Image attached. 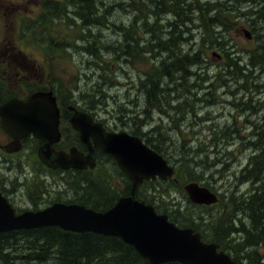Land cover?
Returning a JSON list of instances; mask_svg holds the SVG:
<instances>
[{"label": "rangeland", "instance_id": "1", "mask_svg": "<svg viewBox=\"0 0 264 264\" xmlns=\"http://www.w3.org/2000/svg\"><path fill=\"white\" fill-rule=\"evenodd\" d=\"M50 1L59 2V9H46L44 4ZM114 3L106 5L111 8L110 12H107V18L112 21V32L103 31L99 36L110 35V41H119L123 32L113 25L126 27L127 22L134 21L128 18L133 14L130 15L129 11ZM72 9L73 5L66 7L62 0H0V70L5 68V72L8 75L10 73L11 77L9 83H6L0 75V88L4 93L19 84V76L16 74L19 65H32V72L27 74L33 79L31 89L41 83L46 84L50 74L51 83L63 96L71 100L72 104L76 102L82 108L100 114L119 130L136 132L151 138L167 153L170 165L179 170L178 176L164 182L160 187L161 196L147 185L141 189L142 200L151 202L159 213H171V219L181 223L182 227L197 230H202L207 225L218 226L224 217L227 222L241 219L250 226L243 211L239 209L240 204L236 208L230 197L233 193L236 198L243 199L255 190V183L248 178L242 179L240 172L256 154L249 139L254 125L259 123V120L264 121V86L253 94L254 102L258 103L254 104L252 112L253 105L242 109L240 102L243 100L240 98L244 94L225 92V88L218 84H196L194 90L199 93L190 95L185 90L177 91L167 96L169 106L163 108L165 113L153 109L150 110V115L144 117V97L138 87L145 73L150 71V57L144 55L145 63L140 64L137 58L130 61H123L122 57L116 58L118 55L115 52L113 58H109V55H112L103 49V52L98 53L99 58H96L90 51L96 49L97 31L95 28L87 29ZM141 23L142 17L137 16L134 34L141 33L142 36L138 34L141 42L152 39L147 32L145 35L141 32ZM226 24L228 25L225 30L227 29L233 40L228 43V47L233 50L253 48L252 36L249 39L246 35V31L250 35L254 33L249 26V19L231 17L230 22ZM215 35L210 37L207 34L209 39L205 37L203 40H195L196 46L187 45L188 50L200 53V57L210 65L207 72L212 77L223 61V53L217 44L220 42H216ZM142 48L144 46L141 50ZM244 60L248 63V54H244ZM37 67H40L38 73H34ZM20 73L24 75L23 71ZM102 74H105L103 80ZM260 74L264 83V72L261 71ZM230 88L240 89L241 86L234 83ZM99 90L102 91L103 97L99 96ZM91 106L95 108L91 109ZM122 114L137 124L121 123L118 117ZM224 128L230 130L225 132ZM240 134L242 137H239ZM21 156L24 168L21 169L16 164L12 170L0 169V187L7 186V189L13 192L22 212L31 211L33 208L42 210L59 201L80 203V199L103 209L106 206L102 204L104 201L101 190L106 189L105 187L96 190L91 183L84 184L63 172L32 169L31 165L40 161L38 156L21 153L16 157ZM111 159L103 156L101 166L93 169L92 178L103 186L120 188L129 179L115 160ZM193 180L202 182L218 193L220 204L205 207L191 203L184 186ZM226 225L227 229H230L231 223ZM238 225L236 221L234 227L238 228ZM206 231L211 233L208 236L209 242L216 243L213 241L214 230H210L208 226ZM27 236L6 238L9 244H13L10 248L12 253L18 256L16 264H27V256L30 253L40 252H44L49 259L44 263H33H58L53 257V253L58 252L56 247L36 244ZM242 238L241 229H238L229 240H224L223 245L228 250L227 253L234 260H238L239 264H264V244L247 250L248 246L242 245ZM40 247H43V250H40Z\"/></svg>", "mask_w": 264, "mask_h": 264}, {"label": "trees", "instance_id": "2", "mask_svg": "<svg viewBox=\"0 0 264 264\" xmlns=\"http://www.w3.org/2000/svg\"><path fill=\"white\" fill-rule=\"evenodd\" d=\"M62 1L66 7L73 5V13L87 29L89 27L96 29V49L90 51L95 54L96 58H99L97 57L98 53L103 52V49L112 55H109V58H113V53L115 52L118 55L116 58L122 57L123 61L137 58L140 64L145 63L143 60L144 55L150 57V71L149 73H145L138 87V91L144 97V117L145 115H150V110L153 109L165 113L163 108L169 106L167 103L169 97L167 96L177 91L185 90L190 95H195L196 92L199 93V91L194 90L196 84L210 86L218 84L223 89L225 88V92H240L241 95L244 94L240 98V100H243L240 104L243 106L242 109L245 106L253 105L251 112L254 109V104L258 103V101L254 102L255 96L253 94L257 93L258 89L264 86L261 78L262 74H260L261 71L264 72V0ZM112 2H115L114 4L119 8L129 11L130 15L133 14V16H128V18L134 22H127L126 27L113 25L123 32L119 41L115 39L114 41H110L112 38L110 35L105 37L103 35L99 36L103 31L106 33L112 32V21L110 19L109 21L107 18V12L109 13L111 8L110 6L106 7V5L108 6ZM58 3L50 1L46 2L44 6L48 10H56L60 7ZM243 7L249 9L245 10ZM137 16L142 17L141 27L143 30L141 32L144 35L147 32L146 34L151 35L152 39H146L141 42V38L139 37V35L142 36L141 33L134 34ZM231 17H245L249 19V26L254 30V33L251 34L254 43L253 48L233 50V48L228 47V43L233 42V40L230 33L226 31L227 29L225 30V26L228 25L226 23L230 22ZM40 19L41 17L38 18V21ZM207 34L210 37L216 34V42H220L217 44L219 50L223 53L222 64L218 68L219 70H216L214 77L210 76L207 72L210 65L205 59L200 57V53H197L196 50H194L196 53H192L187 49V45L191 47V44H196L195 40H203L205 37L209 39L206 36ZM142 46L144 48L141 50ZM244 54H248V63L244 60ZM202 64L205 65L203 66ZM200 65H202L201 68L198 67ZM119 66L122 68L121 64ZM104 75H101L102 80L104 79ZM234 83L239 84L241 88L231 89L230 85ZM98 94L100 97H103L101 90L98 91ZM205 101L208 102L209 100ZM93 108L95 106H91V109ZM85 110L90 111L89 109ZM118 119L124 125L137 124L134 120L128 119L124 114L120 115ZM258 122L254 125V131L249 139V143L255 148L256 154L240 172L242 179L248 178L255 183V190L251 195L243 199L236 198L233 193L230 197L233 204L236 206L240 204L239 209L243 211V215L250 222V226L239 219L229 221L231 225L230 229H227L226 224L229 222L224 217L218 226L207 225L202 230H198L207 242H209L208 236L211 233L206 231V227L209 226L210 230H214L213 241H216V243L218 241L221 249L225 252L228 250L223 245L224 240H229L230 236L235 234L238 229H241L243 234L242 245L248 246L247 250L264 244V121L259 120ZM229 130L230 128H224L225 132ZM130 133L141 137L146 145L168 160L167 153L154 143L151 138L139 135L136 132ZM239 137H242L241 134ZM198 152L201 153V150L198 149ZM175 169L176 173L174 177L179 174V170L176 167ZM92 172L93 170L79 171L74 173L72 177L84 184L90 185L91 183L93 189L105 187L106 189L102 188L101 190L103 191L102 200L104 201L102 204L106 206L103 209L90 204L85 199H80L79 204L86 205L97 211H105L111 208L119 198L130 194L131 182L129 180H126V184H122L120 188L114 189L94 181ZM192 182H195V180ZM199 183L202 184V182ZM163 184L164 182L161 181L147 182L143 187L138 188L136 196L140 200L143 199L141 189L145 188V185L157 191L161 196L160 187ZM202 185L206 186L205 184ZM145 201L152 204L148 200ZM168 215L172 218L171 213ZM172 221L179 226L182 225L177 221ZM236 221L239 223L238 228L234 227ZM20 235H28L27 238L32 239L36 244H44V247H56L58 252L53 253V257L58 261L57 264H152L137 253L132 246L126 244L118 237L104 236L91 232H69L56 226L0 234V262L16 264L15 260H17L18 256L12 253L10 248L13 244H9L7 239L10 236L17 238ZM40 250H43V247H40ZM48 259L44 252L30 253L27 256V260H29L27 264L29 262L31 264H35L33 262L40 263V261L44 263ZM66 260L68 262H65ZM235 261L239 263L238 260ZM167 264L181 263L171 262Z\"/></svg>", "mask_w": 264, "mask_h": 264}, {"label": "water", "instance_id": "3", "mask_svg": "<svg viewBox=\"0 0 264 264\" xmlns=\"http://www.w3.org/2000/svg\"><path fill=\"white\" fill-rule=\"evenodd\" d=\"M246 35L251 39L248 31ZM60 117L52 92H36L26 102L11 99L0 105L4 130L15 140L13 151L20 149L22 138L34 135L43 143L39 158L49 168L93 170L97 166L90 142L93 138L94 144L111 156L130 180V194L119 198L104 212L84 205L55 203L20 215L0 195V233L56 226L64 231L118 237L152 264H236L229 254L220 250L219 244L203 241L197 230L177 226L168 215L157 213L153 205L136 197L139 186L145 182L167 181L174 176L175 168L165 157L148 147L139 136L126 131L107 133L102 124H95L90 115L80 111H76L71 122L82 141L89 145V154L76 148L69 153L57 152L53 144L61 138ZM184 190L194 204L212 206L218 202L217 194L198 182L186 184Z\"/></svg>", "mask_w": 264, "mask_h": 264}, {"label": "flooded vegetation", "instance_id": "4", "mask_svg": "<svg viewBox=\"0 0 264 264\" xmlns=\"http://www.w3.org/2000/svg\"><path fill=\"white\" fill-rule=\"evenodd\" d=\"M6 57V56H5ZM4 58V56L2 57ZM40 67H37L34 71V73H38V69ZM32 65H19L16 74L19 76V84L12 90L9 91H3L2 88H0V105L6 104L11 99H17L23 102H26L29 98V96L36 92H52L53 96L57 99V105L60 109V119H59V130L61 133L60 140L53 144V148L57 152H67L69 153L71 149L76 148L80 152H83L85 155L89 154V145L82 141L80 133L73 128L72 125V118L75 115L76 111H80L83 113H86L90 115L93 118L94 123L102 124L103 128L107 133L112 132H119L120 130L118 127L116 128L113 126L108 120L104 119L100 114L97 115L94 112L85 110L81 106H79L76 102L71 103L67 97L63 96L61 92H59L56 87L51 83L50 74L48 75V82L46 84H39L37 86H34L33 89L30 88V85L33 84V79L30 78L31 75H27L31 73ZM4 71V72H3ZM23 71L24 75L20 72ZM0 72H2L0 75L3 77L2 80L6 83H9L8 81L11 80V77L5 72V68L1 69ZM45 80V77H44ZM65 126V127H64ZM15 140L4 130L2 120L0 118V169L5 170H12L14 169L15 165L18 164L20 168H24L23 162H22V156L16 157L17 155H20L21 153H27L32 154L34 156H38L39 158V148L42 146V141L38 138H36L34 135H30L28 137H24L20 140V149L18 151H13V142ZM90 142L93 145V156L96 160L97 166L96 168L100 167V164L102 162V157H111L108 154L104 153L103 149L100 146H97L94 144L93 138H90ZM112 158V157H111ZM113 159V158H112ZM40 160V158H39ZM32 169L37 168L41 171L47 172H63L66 173V175H74V173L79 172L75 169H69V170H62V169H51L47 165L43 164L40 161H38L36 164L31 165ZM84 171H90V170H83ZM0 195L3 196L8 203L11 205V207L15 210L16 215H20L24 212L30 211L25 210L22 212L21 207L18 205L17 200L15 199V196L13 195V192L11 190L7 189V186L0 187ZM140 200V199H139ZM143 201V200H140ZM60 202V201H59ZM57 202H53L51 205L55 204ZM153 205V204H152ZM154 206V205H153ZM49 207V206H48ZM155 207V206H154ZM157 210V208L155 207ZM41 209L39 208H33L31 211L36 212ZM157 212V211H156ZM158 213V212H157ZM170 213V212H169ZM160 214V213H159ZM181 228H187L182 227ZM25 231V230H21ZM16 232V231H11ZM20 232V231H17ZM10 232L0 233V234H6Z\"/></svg>", "mask_w": 264, "mask_h": 264}, {"label": "bare ground", "instance_id": "5", "mask_svg": "<svg viewBox=\"0 0 264 264\" xmlns=\"http://www.w3.org/2000/svg\"><path fill=\"white\" fill-rule=\"evenodd\" d=\"M121 41H122V40H121ZM190 52H191V51H190ZM132 61H133V60H132ZM201 61H202V60H201ZM204 63H205V62H204ZM200 64H201V63H200ZM204 65H205V64H204ZM204 65H203V66H204ZM131 67H132V66H131ZM133 68H134V67H133ZM200 68H201V67H200ZM218 70H219V69H218ZM204 71H205V70H204ZM261 81H262V80H261ZM201 83H202V82H201ZM196 89H197V88H196ZM189 91H190V90H189ZM196 94H197V93H196ZM200 95H201V94H200ZM211 95H212V94H211ZM202 96H203V95H202ZM192 98H193V96H192ZM109 116H110V115H109ZM113 120H114V119H113ZM187 122H188V121H187ZM186 125H187V124H186ZM186 125H185V126H186ZM184 130H185V129H184ZM179 135L181 136V134H179ZM183 136H184V135H183Z\"/></svg>", "mask_w": 264, "mask_h": 264}]
</instances>
